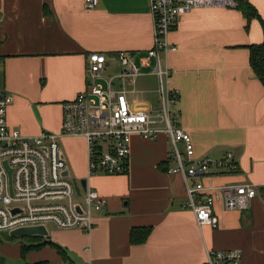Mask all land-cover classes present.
<instances>
[{"label":"crops","instance_id":"1","mask_svg":"<svg viewBox=\"0 0 264 264\" xmlns=\"http://www.w3.org/2000/svg\"><path fill=\"white\" fill-rule=\"evenodd\" d=\"M249 1L264 19V0ZM154 32L150 0H99L92 8L85 0H0V93L12 96L7 124L26 136L56 134L70 178L106 201L90 231L52 226L27 244L54 242L74 264H202L210 250L222 249H240L243 264H264V84L249 63V46L264 40L258 19L248 21L235 6L195 8L168 36L177 49L163 54L172 70L169 88L178 91L173 113L191 135L195 157L230 152L237 164L233 172L214 168L202 178L218 227L199 226L187 207L184 175L168 171L176 162L166 132L133 135L128 172L118 175H91L85 137L61 133L62 102L88 90L93 52L107 58L97 83L135 87L140 104L160 110L155 58L146 59ZM121 51L140 66L134 83L118 78ZM177 145L184 152V143ZM227 184H252L257 195L245 209L227 208L218 190ZM145 227L147 239L133 243L131 230ZM38 261L65 264L53 245L22 256L21 240H0V264Z\"/></svg>","mask_w":264,"mask_h":264},{"label":"built area","instance_id":"2","mask_svg":"<svg viewBox=\"0 0 264 264\" xmlns=\"http://www.w3.org/2000/svg\"><path fill=\"white\" fill-rule=\"evenodd\" d=\"M99 0H85L87 7L97 6ZM233 0H150L154 17V45L146 59L155 58L154 73L159 79V111L149 109L136 98L135 87L127 90L104 88L97 83L106 65V55L90 54L87 62L89 88L76 98L62 102L61 133L82 135L89 151L90 174H125L129 169L131 141L135 134L154 139L166 132L174 146L175 166L169 172H180L185 177L188 193L187 207L195 212L199 226H219L214 211V198L202 178L215 168L233 172L237 164L228 152L222 159L196 158L189 132L177 125L173 113L178 91L169 88L171 68L163 54L176 50L168 36L180 18L195 8L235 6ZM122 71L118 78L134 83L141 74L133 55L121 51L118 55ZM114 77L109 78L110 85ZM131 98L127 97V93ZM11 95L0 99V235L20 227L51 224L59 229L78 228L90 231L96 216L104 208L105 199L93 188L79 181H70L67 161L58 136L42 131L26 136L11 128L6 121V106ZM184 143V152L178 143ZM64 172H67L66 174ZM227 208L245 209L257 195L252 184H227L218 188ZM202 264H243L240 249L210 250Z\"/></svg>","mask_w":264,"mask_h":264},{"label":"trees","instance_id":"3","mask_svg":"<svg viewBox=\"0 0 264 264\" xmlns=\"http://www.w3.org/2000/svg\"><path fill=\"white\" fill-rule=\"evenodd\" d=\"M233 1L236 3L235 7H237L239 10L243 12V14L245 15L248 21L252 20L253 18L258 19L262 23L263 30H264V19L262 18L258 9L249 0H233ZM249 50H250L249 63L255 75L264 84V40L261 43L250 45ZM262 190L264 191V187L262 188ZM149 234H150L149 227L135 228V229L133 228L131 230V241L133 243H142L147 239ZM38 238L39 236L37 235L30 236V237L7 236L4 238H2L1 236L0 240L2 239L11 240V241L21 240V255L22 256L27 250L38 248L44 244H50V245H53L57 249V251L61 255L62 260L64 261L65 264H74V262L70 259V256L66 253V251L62 247L55 244L54 242L44 240L37 244H27L29 243L28 241L30 242L35 241ZM31 264H49V262L48 261H38L35 263H31Z\"/></svg>","mask_w":264,"mask_h":264},{"label":"water","instance_id":"4","mask_svg":"<svg viewBox=\"0 0 264 264\" xmlns=\"http://www.w3.org/2000/svg\"><path fill=\"white\" fill-rule=\"evenodd\" d=\"M2 94L0 93V99L2 98ZM65 174L67 172H64ZM9 236L12 237H30V236H46L48 234L47 229L44 226H30V227H20L11 230Z\"/></svg>","mask_w":264,"mask_h":264},{"label":"rangeland","instance_id":"5","mask_svg":"<svg viewBox=\"0 0 264 264\" xmlns=\"http://www.w3.org/2000/svg\"><path fill=\"white\" fill-rule=\"evenodd\" d=\"M70 181H71L74 185H78V184H79V181L76 180V179H72V178H70ZM52 226H53V225H51V224H48V225H47V231H48V233H50ZM1 235H2V234H1ZM7 236H9V234H4V236H3L2 238L7 237Z\"/></svg>","mask_w":264,"mask_h":264}]
</instances>
